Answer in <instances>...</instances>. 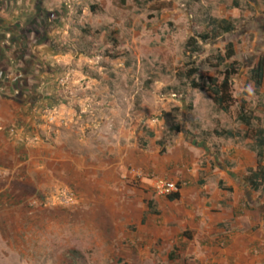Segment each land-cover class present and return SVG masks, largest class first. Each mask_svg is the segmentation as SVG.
I'll return each mask as SVG.
<instances>
[{
    "label": "rangeland",
    "instance_id": "374dc122",
    "mask_svg": "<svg viewBox=\"0 0 264 264\" xmlns=\"http://www.w3.org/2000/svg\"><path fill=\"white\" fill-rule=\"evenodd\" d=\"M214 19L235 30L203 43ZM229 43L235 57L222 62ZM260 58L264 0H0V91L37 94L59 142L51 186L0 210V264H264V199L243 181L252 133L238 121L246 98L264 128V89L243 87ZM233 61L223 112L192 83L221 81ZM86 79L99 83L84 94ZM153 177L175 181L179 199L157 196Z\"/></svg>",
    "mask_w": 264,
    "mask_h": 264
},
{
    "label": "crops",
    "instance_id": "0c3cea01",
    "mask_svg": "<svg viewBox=\"0 0 264 264\" xmlns=\"http://www.w3.org/2000/svg\"><path fill=\"white\" fill-rule=\"evenodd\" d=\"M48 58L51 60L52 65L48 68L52 71L60 55L52 51L48 53ZM70 72L71 70H68V76L72 73L74 75V72ZM74 77L76 78L75 75ZM77 78L79 79V77ZM72 80L75 79L72 78ZM96 83H99V81L86 79L83 81L86 88L83 89V85L80 88L83 89L85 94L87 89L92 85H96ZM96 95H99V92H95ZM37 97V94L32 96L16 90L11 93L7 91L1 93L0 91V210L2 211L16 210L24 204V197H31L42 192L51 186V182L54 180L51 165L58 161L55 146L59 145V142L58 138H54L55 134L49 130L50 128L44 125L47 116L43 114L48 111H45L47 107H44L42 111L39 102L36 101ZM96 101L97 99H95V103ZM110 111L117 112L115 109H110ZM103 112L102 109H97V106L93 109L94 115ZM65 119L67 120V118ZM67 121H71L70 118ZM130 151L132 149L127 146L124 152L126 162L130 157ZM65 154L66 151L63 155ZM67 154L70 153L67 152ZM67 154L66 156L71 161ZM140 155L142 163L150 168V157L144 153ZM175 173V169L167 171L171 178L174 177ZM242 223L247 224L246 221L238 222L237 229L240 230L243 227ZM262 224L261 230L263 232L264 219ZM237 234L238 236L234 238L236 240L241 236H239V231ZM257 239V244L264 245L263 236ZM261 259L258 261L262 264Z\"/></svg>",
    "mask_w": 264,
    "mask_h": 264
},
{
    "label": "trees",
    "instance_id": "16d2710c",
    "mask_svg": "<svg viewBox=\"0 0 264 264\" xmlns=\"http://www.w3.org/2000/svg\"><path fill=\"white\" fill-rule=\"evenodd\" d=\"M95 9L94 7L92 8ZM212 32L203 33L198 37L200 40L205 43L210 39H216L221 36L223 33H230L235 30V26L228 19H214L213 20ZM186 48L191 53H197L200 50V46L196 39L191 38L187 44ZM235 57V49L233 44L229 43L226 46V54L221 58L222 62L232 60ZM239 63L233 61L229 67L225 70L223 74V79L219 81L218 78H213L212 76H207V84L203 88L200 84L196 82L192 83L194 89H203L209 96L210 100L214 105L223 112H228L232 106V97L230 96L231 89V80L239 72ZM197 71H190L187 74V77L191 78L196 75ZM243 87L246 89L244 93L252 92L253 94L259 95L261 90L264 89V59L260 58L256 66L251 68L247 75L244 78ZM247 95V94H244ZM250 102L246 98H242L240 105V111L238 113V121L244 126L247 131L252 133V146L251 150L255 154L256 165L253 168H249L243 180L246 185L255 192H260L264 199V128L261 125L257 127L254 126V121L261 124V119L258 117H253L250 113ZM179 132L178 127L175 128ZM147 134L150 137H153L154 133L152 130H148ZM229 138H234L235 135L233 132H226ZM248 138V136H246ZM158 145L161 148V153H165V141L158 140ZM142 146L145 148L146 143H142ZM169 199L175 201L179 199V193L169 196ZM262 213L264 219V203L262 205Z\"/></svg>",
    "mask_w": 264,
    "mask_h": 264
},
{
    "label": "built area",
    "instance_id": "2783aa9c",
    "mask_svg": "<svg viewBox=\"0 0 264 264\" xmlns=\"http://www.w3.org/2000/svg\"><path fill=\"white\" fill-rule=\"evenodd\" d=\"M47 114V119L49 121V123H54L57 119V114L55 113V111H48L46 112ZM133 174V172H132ZM134 175H138L136 172L134 173ZM152 188L155 191L156 195L159 197H169L173 194L179 193L180 191V187L179 185L172 180H167L164 178H160V177H153L152 180ZM62 195V201L63 202H69L71 199L70 193L65 190L61 193Z\"/></svg>",
    "mask_w": 264,
    "mask_h": 264
}]
</instances>
